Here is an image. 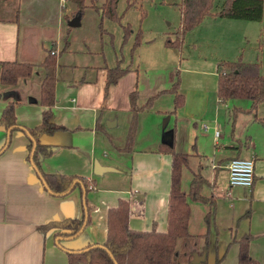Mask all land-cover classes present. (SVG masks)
<instances>
[{
	"label": "crops",
	"instance_id": "1",
	"mask_svg": "<svg viewBox=\"0 0 264 264\" xmlns=\"http://www.w3.org/2000/svg\"><path fill=\"white\" fill-rule=\"evenodd\" d=\"M60 1L66 16L70 8L64 5L66 0ZM17 4L20 1H3L0 5V61L40 63L46 55L43 41L41 46L44 49L40 47L39 40L32 52L27 50L28 47L25 50L23 46L20 47L21 27ZM207 17L227 19L212 15ZM71 18L69 15V20ZM109 29L105 26L107 34L111 32ZM131 29L130 37H133L137 30ZM123 35L122 29L121 49L124 47ZM239 38L235 37L236 44ZM109 39L111 45L115 46L116 41L111 37ZM163 44L159 48L163 58H157L155 49L150 48L152 52L148 53L145 68L142 62L134 64L133 60L129 61L124 55L119 57L116 53L114 64L109 62L92 66L91 70H96L95 76L83 74L76 78L69 75L57 78L51 121L65 128L41 135L40 141L52 147V152L39 155L38 166L33 160V151L29 149L33 140L29 128L42 122L43 110L47 109L40 102L42 80L37 81L40 87L38 96L32 98L25 97L21 92L32 76L21 79L15 86L0 83V117L10 99L19 102L15 128L9 133L0 126V264H72L69 258L71 252L86 251L95 246L106 248L108 211L117 206L121 198L130 202V228L167 231L172 155L159 148L165 134L174 129L175 150L190 155L188 165L183 168L184 189L189 188L195 171L202 172L203 159L208 157L193 127L188 129L185 138L177 133L175 120L178 111L173 112V93H163L152 108L139 113L134 147L130 151L122 149L134 110L131 94L137 91V104L142 105L150 96L169 88L177 78L176 66H170V55L173 59L175 57L174 51H170L173 46L165 41ZM179 53L178 60L183 69L213 77L206 83L196 79L193 90L203 92L215 104V108H219L222 101L217 95L218 61L198 58L191 68L190 61L186 57L182 59L180 49ZM118 60H121L120 65L126 71L116 82L108 84L106 67H114ZM149 71H154L155 75ZM60 80L63 83L60 84ZM191 82L183 73L181 86L185 90V100L189 97ZM184 112L185 115L181 116L187 117V122L196 126V117L186 114V110ZM168 114L171 116L166 121L171 119L174 122L169 129L166 123H160L161 118ZM209 119L211 124L203 122L202 128L206 131L212 128L216 145L223 144L220 135H215L214 127L219 125L217 119ZM205 123L209 125L207 129L203 126ZM8 137L10 142L2 149ZM239 139L233 136L231 142H226L231 150L228 155L211 163L209 176L202 172L210 181L204 191L211 197V204L191 201L189 230L194 234L208 232V242L194 254L195 260L207 257L210 264H238L237 240L251 234L250 254L264 264V156L258 152L254 142L246 140L243 144ZM218 151L223 152L222 149ZM233 157L254 160V181L251 186H232L229 183L227 164ZM191 158L195 159L197 168L192 163L190 165ZM96 161L101 166L116 170L97 173ZM223 170H227L226 183L220 185ZM42 173L78 177L71 182L67 191L57 194L49 188ZM83 180L89 184L87 189ZM53 181L58 182L56 179ZM87 204L91 207L90 220L76 234H69L70 229L59 224L46 231L39 229L40 225L51 221L68 218L86 220ZM248 210L249 215L246 214Z\"/></svg>",
	"mask_w": 264,
	"mask_h": 264
},
{
	"label": "trees",
	"instance_id": "2",
	"mask_svg": "<svg viewBox=\"0 0 264 264\" xmlns=\"http://www.w3.org/2000/svg\"><path fill=\"white\" fill-rule=\"evenodd\" d=\"M97 0H66L68 6L73 7L71 16L81 14L89 6L96 7L101 14L100 28L102 33L103 19L109 18L121 23L122 15L118 12L119 0H102L97 5ZM213 0H182L181 21L176 31L174 39L167 37L165 43L169 46L181 48L186 32L198 25L205 17L219 16L234 19L261 20L264 16V0H224L221 7L212 11ZM69 21V15H66ZM124 30V41L132 33L129 24H121ZM141 29L138 30L133 45V50L141 42ZM54 44L46 53L40 65L46 68V72L41 82L40 102L47 106L43 110V119L40 124L29 128V133L33 140L29 144V149L33 151V160L38 166V156L49 155L52 147L43 144L40 137L43 133H52L55 130L65 128L62 125L51 121V108L55 104V85L57 51ZM121 60H118L114 67L107 68L108 84L116 82L117 78L125 73L126 68L121 67ZM38 64L34 62L21 61H0V83L4 86H15L21 79L31 77ZM218 85L217 95L219 100L227 102L231 99L246 98L252 102V108L264 103V72L258 61H244L241 57L235 60H219L217 63ZM181 77L177 71V78L167 89H162L150 96L142 105L137 104V91L131 94V103L134 108L127 132V140L123 150H132L138 129V117L141 111L152 108L155 100L166 92L174 94V113L180 110L185 104V94L180 89ZM19 102L10 99L4 107L0 126L5 130L13 129L16 126V106ZM241 108L235 107V113ZM10 142L8 138L5 148ZM161 150L172 155V178L168 206V229L158 231L136 230L129 226L130 202L121 198L117 206L111 207L108 211V234L105 247L95 246L82 252H71L69 258L72 264H210L208 258L195 260L194 254L202 250L208 242V232L194 234L189 230V220L191 215V201H200L211 204V197L205 193V188L210 181L202 172L195 171L189 188H183V168L188 165L189 154L178 152L174 147V129L170 131L168 140L161 142ZM1 149V150H2ZM47 185L57 194L68 190L71 182L77 178L75 175H52L42 173ZM56 179L58 182L53 181ZM87 189L89 184L83 180ZM88 217L85 220L68 218L63 221H51L45 225H40L39 229L46 231L55 224L65 226L70 229L69 234H76L84 224L90 220L89 212L91 207L86 205ZM250 210L246 214L249 215ZM252 239L251 234H245L237 240L239 244L238 264H260L251 256L249 248Z\"/></svg>",
	"mask_w": 264,
	"mask_h": 264
},
{
	"label": "rangeland",
	"instance_id": "3",
	"mask_svg": "<svg viewBox=\"0 0 264 264\" xmlns=\"http://www.w3.org/2000/svg\"><path fill=\"white\" fill-rule=\"evenodd\" d=\"M3 1L15 3L17 0H0V5L3 4ZM18 1H20V4L16 5L18 7L16 12L20 16V47L23 46V50L28 47L27 50L32 52L35 49L36 41L39 40L40 47L43 48L41 46L43 41L46 47L43 49L45 53H48L54 44V49L57 51L54 69L57 78L66 75L76 78L83 74L85 76H95L96 70L93 72L91 70L92 66L109 62L114 64L116 53L119 57L124 55L129 58V61L133 60L134 64L142 62L143 68H145L148 53L152 52L149 50L150 48L155 49L157 58L159 56L163 58L159 48L163 47V41L167 37L172 39L176 37L182 14V0H119L117 9L120 12L119 14L122 15L121 23L104 18V29L107 26L112 32L107 34V30L103 33L101 31L99 25L101 14L96 7H87L82 16L81 24L73 27L68 25L65 9L62 7L60 0ZM96 2L97 5H100L102 0ZM223 2L224 0H213L212 11L218 10ZM64 5L69 4L64 3ZM68 8H70L68 15H71L73 7L69 6ZM218 19L205 17L198 25L186 32L184 42L180 48L182 59L186 57L190 61V67L193 68L194 61L198 58L205 57L208 60L219 61L235 60L241 57L244 61H258L264 72V16L261 20ZM122 22H128L135 31L138 32L141 29L143 33V35L141 34L140 44L134 50L135 34L133 37H130V35L126 41H123L124 47L120 48ZM236 36L240 37L237 44L235 43ZM109 37L116 41L115 46L111 45L112 42ZM105 39L107 43H105ZM170 51L175 53L174 59L172 54L170 55V66H176V72L178 68L180 69L178 71L181 80L184 73L192 81L189 87V97L185 100L184 106L177 112L178 115L175 120L177 133L185 138L188 129L193 127L196 134L200 136L198 140H201L202 148L208 155L207 158L203 159L202 172L209 176L211 163L229 154L231 148L228 147L226 142H231L233 136L240 138L239 140L243 144L246 140L254 142L258 152L261 156H264V103L252 108L250 99L236 98L226 103L221 102L219 108L216 109L215 104L211 103L203 92L193 90V86L197 84L196 79L206 83L213 80V77L211 78L206 74H195L193 70L183 69L181 63H179L180 59L178 60L180 56L179 48L173 47L170 48ZM40 63H37L34 74L28 80V84H24L26 87L21 90L27 98L38 96L40 91L37 81L42 80L46 72V68ZM149 65L152 66L151 63ZM151 72L154 71L148 73ZM21 84L23 82L18 87ZM180 88L185 92L181 84ZM236 106L241 109L235 113ZM185 110L186 114L196 117L194 119L198 122L196 126L191 122H187V117L181 116L185 115ZM168 116L171 115L163 116L160 120L162 125L166 123L167 129L174 126L171 119L168 122L166 121ZM210 117L217 119L220 131L219 139L223 144L216 145L212 128L207 131L202 128L203 122L211 124ZM119 129L120 127H118ZM219 148L222 149V153L218 151ZM194 160L191 158L190 165L192 163L195 166L196 162ZM196 160L198 162L197 158ZM226 172L227 170L221 172L220 185L226 183Z\"/></svg>",
	"mask_w": 264,
	"mask_h": 264
},
{
	"label": "built area",
	"instance_id": "4",
	"mask_svg": "<svg viewBox=\"0 0 264 264\" xmlns=\"http://www.w3.org/2000/svg\"><path fill=\"white\" fill-rule=\"evenodd\" d=\"M203 126L205 129L209 127L206 123ZM214 128L215 135L218 137L220 135L219 128L217 126ZM227 169L229 183L232 186H251L253 184L255 163L252 158L234 157L228 162Z\"/></svg>",
	"mask_w": 264,
	"mask_h": 264
},
{
	"label": "water",
	"instance_id": "5",
	"mask_svg": "<svg viewBox=\"0 0 264 264\" xmlns=\"http://www.w3.org/2000/svg\"><path fill=\"white\" fill-rule=\"evenodd\" d=\"M81 17H82L81 14H77V15L73 16V17L69 20V22H68L69 26H73V27H75V26H79V25L81 24ZM0 96H1V95H0ZM10 131H11V129H9V133H10ZM169 137H170V132H167V133L165 134V138H164V140H168ZM8 138H9V137H8ZM103 170L106 171V170H116V169L113 168V167H110V166H101V165H99L98 161H96V162H95V171H96L97 173H100V172L103 171ZM114 262H115L116 264H118L117 261H116L115 259H114Z\"/></svg>",
	"mask_w": 264,
	"mask_h": 264
}]
</instances>
